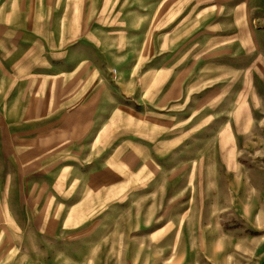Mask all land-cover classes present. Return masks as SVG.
Listing matches in <instances>:
<instances>
[{"label": "rangeland", "instance_id": "rangeland-1", "mask_svg": "<svg viewBox=\"0 0 264 264\" xmlns=\"http://www.w3.org/2000/svg\"><path fill=\"white\" fill-rule=\"evenodd\" d=\"M218 1L227 24L232 0ZM237 1L241 30L264 34V0ZM135 2L0 0V264H260L264 40L254 83L244 71L196 84L151 111L121 88L136 91L120 46ZM231 83L250 86L255 109H233ZM219 89L223 109L210 110ZM221 128L237 158L223 160Z\"/></svg>", "mask_w": 264, "mask_h": 264}, {"label": "crops", "instance_id": "crops-1", "mask_svg": "<svg viewBox=\"0 0 264 264\" xmlns=\"http://www.w3.org/2000/svg\"><path fill=\"white\" fill-rule=\"evenodd\" d=\"M207 2V0H136L135 4L128 7V10L135 14L136 22L134 27L128 25L124 27L120 46L122 58L125 56L124 60H126L124 72L128 71L126 77L135 83L136 91L129 94L122 85L121 88L144 108L151 111L164 110L173 103L181 104L186 102L187 95L193 93V85L199 84L195 88H199L202 94L201 88L206 87L207 83H216L213 81L224 78L232 79L234 83L244 71L246 72L244 77L252 79L254 83L255 75L250 72L251 65L256 62L257 39L259 37L264 40V34H259L246 23L241 30V15L234 18V13L239 7L237 0L229 3L226 14L230 19L227 20V24L224 22V2L216 0L211 2V5H207ZM225 25L230 28L225 30ZM262 42L264 44V41ZM224 46H228L231 56H224ZM245 47L248 49L247 53L240 54L244 52ZM14 52L15 50L10 54L9 62L15 67L17 61ZM225 57L230 60V64L226 67ZM22 60L27 62L30 59L25 55ZM86 61L91 63L89 59ZM240 63H247V69L241 71L243 67ZM86 66L89 70L90 65ZM225 71H229L228 75L224 74ZM89 78L90 73L87 76L88 80ZM50 79H60V76H51ZM25 84L31 83L25 82ZM229 86L233 90H228L226 93L229 96L238 95L233 109L236 111L255 109L250 106L253 100L250 96H255L250 86L242 90L232 83ZM236 88L239 90L237 91ZM206 89L204 88L203 92ZM224 94V90L221 89L212 92L208 109H223L221 105L224 102ZM213 95L216 98H213ZM205 100L206 98L203 101ZM79 107L89 112L95 106ZM127 109L135 111L129 107L126 109L121 107L119 111ZM231 132V128L229 130L221 128L219 131L222 154H225L223 160L238 157L232 155L236 140ZM226 133H229L228 139L224 138ZM141 138H144V135ZM225 143L228 145L227 152L224 151ZM245 242L243 239L237 240L235 245L240 249ZM260 264H264V256Z\"/></svg>", "mask_w": 264, "mask_h": 264}]
</instances>
